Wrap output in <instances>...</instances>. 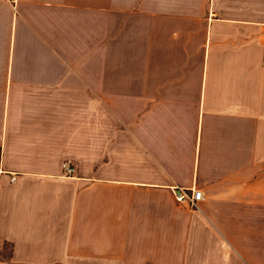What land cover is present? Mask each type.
<instances>
[{
  "label": "crops",
  "instance_id": "crops-1",
  "mask_svg": "<svg viewBox=\"0 0 264 264\" xmlns=\"http://www.w3.org/2000/svg\"><path fill=\"white\" fill-rule=\"evenodd\" d=\"M249 153L264 0H0V264H253L215 192Z\"/></svg>",
  "mask_w": 264,
  "mask_h": 264
},
{
  "label": "rangeland",
  "instance_id": "rangeland-1",
  "mask_svg": "<svg viewBox=\"0 0 264 264\" xmlns=\"http://www.w3.org/2000/svg\"><path fill=\"white\" fill-rule=\"evenodd\" d=\"M248 157V166L225 176L215 191L226 197L217 201L226 211H216V217L219 223L233 226L228 234L238 240L253 264H264V185L256 181L262 180L264 168L250 153Z\"/></svg>",
  "mask_w": 264,
  "mask_h": 264
},
{
  "label": "built area",
  "instance_id": "built-area-1",
  "mask_svg": "<svg viewBox=\"0 0 264 264\" xmlns=\"http://www.w3.org/2000/svg\"><path fill=\"white\" fill-rule=\"evenodd\" d=\"M63 168L68 176L76 173V167L69 162H65ZM174 195L181 206L188 208H196L205 200L204 192L196 188L175 187Z\"/></svg>",
  "mask_w": 264,
  "mask_h": 264
}]
</instances>
